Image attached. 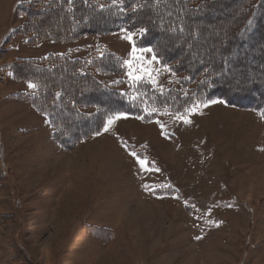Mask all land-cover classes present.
<instances>
[{
    "label": "rangeland",
    "instance_id": "374dc122",
    "mask_svg": "<svg viewBox=\"0 0 264 264\" xmlns=\"http://www.w3.org/2000/svg\"><path fill=\"white\" fill-rule=\"evenodd\" d=\"M14 1L0 0V264H8V255L9 264H264V114L209 101L183 116L187 124L165 110L149 123L123 115L107 132L61 149L45 117L15 97L30 89L11 78L8 63L50 53L85 57L104 48L129 62L130 83L129 72L165 88L178 87L177 76L151 61L150 52L133 56L139 31L70 43L34 45L18 37L2 43L7 28L20 23ZM222 11L192 19L199 36L188 53L226 59L232 85H242L250 73L234 63L239 52L220 50L229 31L227 20L215 21ZM182 41L175 45L182 48ZM127 147L146 169L126 155ZM161 187L174 192L156 194Z\"/></svg>",
    "mask_w": 264,
    "mask_h": 264
},
{
    "label": "trees",
    "instance_id": "16d2710c",
    "mask_svg": "<svg viewBox=\"0 0 264 264\" xmlns=\"http://www.w3.org/2000/svg\"><path fill=\"white\" fill-rule=\"evenodd\" d=\"M168 10L179 14L170 15ZM204 11H226L215 20H227L229 26L220 50L223 55L239 52L233 57L234 63L250 73L242 85H232L226 59L196 58L188 53V46L199 36L192 19ZM12 12L20 23L7 28L2 43L14 37L34 45L45 41L70 43L86 35L104 36L121 29L139 31L134 40L136 48L153 49L160 64L169 66L177 76L178 87L165 88L145 79L133 87L134 82L125 79L124 59L104 48L85 57L50 53L8 63L11 78L36 85L15 97L45 117L61 149H73L101 133L108 119L118 113L143 117L138 120L149 123L161 110L185 116L189 112L186 109L222 100L228 106L264 114V53L260 51L264 50V20H258L264 16V0H15ZM58 17L59 25L51 27L50 22ZM141 29L145 30L143 34ZM180 38L182 48L175 45ZM239 43L242 47L236 49ZM167 192L174 190L161 187L155 191ZM17 247L25 262L31 261L24 248ZM13 262L16 264V260Z\"/></svg>",
    "mask_w": 264,
    "mask_h": 264
},
{
    "label": "snow or ice",
    "instance_id": "6c2138e0",
    "mask_svg": "<svg viewBox=\"0 0 264 264\" xmlns=\"http://www.w3.org/2000/svg\"><path fill=\"white\" fill-rule=\"evenodd\" d=\"M181 30H182V29H181ZM140 31H141V34H143V33L145 32L144 29H141ZM131 38H132V34L130 33V34L126 37V39H128L129 41H131ZM137 51H139V52H141V53H144V52H150V53H153V55H152V57H151V61H155L156 63H159V60L157 59V56H156L155 53L153 52V49H151V48H139V49H137L136 46L133 45V49H132V54H133V56H135V54H136ZM125 63H126V64H129L128 61H125ZM129 67H131L130 64H129ZM128 75H129V78H130L131 80L134 81L133 87H135V82L142 81L143 78H144L143 76H136V75H133L132 72H129ZM149 75H150V74H149ZM150 83H153V84H154V83H156V81L153 79V80L150 81ZM28 87H29L30 89H34V88L36 87V85H34V84H32V83H29V84H28ZM132 99L135 100V99H137V98H136V97H133ZM212 103L215 104V103H226V102H225V101H222V100H220V101L213 100ZM205 106H207V105H205ZM197 107H198V106H197ZM186 111L195 112V111H196V107H194V108H192V109H186ZM149 115H151V113H149ZM121 116H123V114H122V113H118V114H116L115 118H109L108 121H107V123H106L105 126H104V131L107 132L108 129H109V127L114 123V119H119V118H121ZM125 118H126V117H125ZM137 118H138V119H143V117H137ZM177 119H181V120H183V122H184L185 124L190 123V120L184 118L183 116H178ZM97 135H99V133H97ZM131 155L134 156V157H136V154H135V153H131ZM136 161H137V163L140 165V167H141L142 169H146V161H145V160L140 159L139 157H136ZM156 171H159V169H156ZM146 187H147V186H146ZM198 238H199V237H198Z\"/></svg>",
    "mask_w": 264,
    "mask_h": 264
},
{
    "label": "crops",
    "instance_id": "0c3cea01",
    "mask_svg": "<svg viewBox=\"0 0 264 264\" xmlns=\"http://www.w3.org/2000/svg\"><path fill=\"white\" fill-rule=\"evenodd\" d=\"M103 133V132H102ZM106 133H104V135H105ZM119 135L118 133H113V132H111V133H109V135H112L113 136V138H115V139H119L120 140V138H117V135ZM121 144H122V142H121ZM123 146V145H122ZM125 149V148H124ZM131 151H133L132 149H130V148H126L125 149V153H126V155L128 156V157H130L131 159H132V155H131ZM132 153H134V151L132 152ZM160 179V178H159ZM3 257V259L5 260V256H2ZM0 258H1V255H0ZM9 259H10V255H8V257H7V260H8V264L10 263V261H9Z\"/></svg>",
    "mask_w": 264,
    "mask_h": 264
},
{
    "label": "bare ground",
    "instance_id": "6f19581e",
    "mask_svg": "<svg viewBox=\"0 0 264 264\" xmlns=\"http://www.w3.org/2000/svg\"><path fill=\"white\" fill-rule=\"evenodd\" d=\"M74 195H75L76 200H77V198L80 197V195H78L77 193H75ZM71 200H73V198Z\"/></svg>",
    "mask_w": 264,
    "mask_h": 264
}]
</instances>
